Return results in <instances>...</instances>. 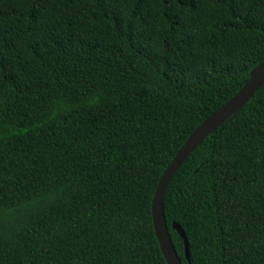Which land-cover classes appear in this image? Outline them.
<instances>
[{"label": "trees", "instance_id": "obj_1", "mask_svg": "<svg viewBox=\"0 0 264 264\" xmlns=\"http://www.w3.org/2000/svg\"><path fill=\"white\" fill-rule=\"evenodd\" d=\"M264 58V0H0V264H167L157 183ZM182 264H264V84L169 181Z\"/></svg>", "mask_w": 264, "mask_h": 264}, {"label": "water", "instance_id": "obj_2", "mask_svg": "<svg viewBox=\"0 0 264 264\" xmlns=\"http://www.w3.org/2000/svg\"><path fill=\"white\" fill-rule=\"evenodd\" d=\"M263 84L264 58L252 67L249 71L248 79L244 82L240 89L226 102L211 112L209 116L202 120L201 123L192 130L164 169L153 193L151 214L154 233L167 264H182L181 259L172 244L163 211V198L169 181L182 162L200 144V142L204 140L224 120L235 114ZM172 228L182 238L185 259L190 264V251L187 237L182 227L176 222L172 223Z\"/></svg>", "mask_w": 264, "mask_h": 264}]
</instances>
